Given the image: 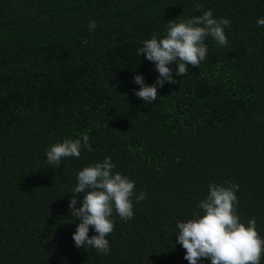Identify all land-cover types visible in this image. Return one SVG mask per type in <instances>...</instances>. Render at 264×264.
Masks as SVG:
<instances>
[{
  "label": "trees",
  "instance_id": "1",
  "mask_svg": "<svg viewBox=\"0 0 264 264\" xmlns=\"http://www.w3.org/2000/svg\"><path fill=\"white\" fill-rule=\"evenodd\" d=\"M207 10L230 20L227 45L207 37L183 76L171 63L175 82L146 104L134 76L159 73L137 50ZM261 17L264 0H0V264H189L176 224L203 214L211 183L239 186L236 213L264 238ZM83 133L91 151L49 165L51 145ZM105 157L135 182L134 215L113 213L106 255L75 246L69 211L78 172Z\"/></svg>",
  "mask_w": 264,
  "mask_h": 264
},
{
  "label": "clouds",
  "instance_id": "2",
  "mask_svg": "<svg viewBox=\"0 0 264 264\" xmlns=\"http://www.w3.org/2000/svg\"><path fill=\"white\" fill-rule=\"evenodd\" d=\"M198 11L200 5H196ZM230 24L226 18L216 19L211 10L202 15L194 16L186 21L172 22L167 26L166 35L157 39L153 37L143 41V47L137 54L155 63L159 75L152 85L144 82L143 76H134V82L140 85L134 90L135 95L146 104H152L157 99V85L162 87L167 81L174 83L173 69L169 65L176 62V74H188V65L199 67L207 55L205 39L212 37L219 46L228 43L224 27ZM257 24L264 26V17L257 20ZM96 21L89 22L88 29L93 31ZM91 151L89 136L81 134L80 139H65L55 143L46 150L47 162L53 168L59 166L64 158L81 155V148ZM115 164L110 157L102 162H96L80 170L76 176L77 184L72 190L69 211L73 218H80L76 231L72 234L77 248H94L99 253L110 252L109 241L106 238L114 230L112 220L115 212L123 221L130 220L133 215V196L135 182L120 172L113 173ZM238 185L208 186V194L197 204L203 213L194 214L193 218L178 221L176 224V243L185 249V256L189 264H199L202 258L211 264H261L264 256V238H261L255 218L245 225L236 213L238 203L236 191ZM83 193L80 207H77L78 197ZM145 193L141 191L135 196L136 202L143 201ZM90 226L95 235L89 237Z\"/></svg>",
  "mask_w": 264,
  "mask_h": 264
}]
</instances>
